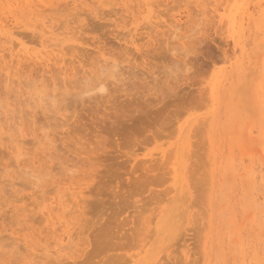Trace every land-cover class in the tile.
Segmentation results:
<instances>
[{
	"label": "rangeland",
	"instance_id": "374dc122",
	"mask_svg": "<svg viewBox=\"0 0 264 264\" xmlns=\"http://www.w3.org/2000/svg\"><path fill=\"white\" fill-rule=\"evenodd\" d=\"M24 1L0 0V264H263L264 0ZM68 175L85 197L59 253L43 217Z\"/></svg>",
	"mask_w": 264,
	"mask_h": 264
},
{
	"label": "bare ground",
	"instance_id": "6f19581e",
	"mask_svg": "<svg viewBox=\"0 0 264 264\" xmlns=\"http://www.w3.org/2000/svg\"><path fill=\"white\" fill-rule=\"evenodd\" d=\"M19 1V0H18ZM26 1V0H25ZM24 1V2H25ZM28 1V0H27ZM30 1H32V0H30ZM189 1V0H188ZM191 1V0H190ZM243 1V0H242ZM23 2V3H24ZM143 2V1H142ZM195 2H197V0L195 1ZM199 2V1H198ZM203 2V1H202ZM20 3V2H19ZM189 3V2H188ZM194 3V2H193ZM200 3V2H199ZM21 4H22V2H21ZM152 4V3H151ZM20 6V4H18L17 3V5L16 6ZM25 5V4H24ZM27 5V4H26ZM203 5V4H202ZM21 7H22V5H21ZM26 7V6H25ZM131 7V6H130ZM197 7V6H196ZM202 7V6H201ZM4 8V7H3ZM8 8V7H7ZM20 8V7H19ZM133 8V7H132ZM246 8V7H245ZM10 9V8H9ZM201 9V8H200ZM203 9V8H202ZM8 10V9H7ZM123 10V9H122ZM245 10H247V8L245 9ZM31 11V10H30ZM134 11V10H133ZM237 11V10H236ZM131 12V11H130ZM205 12V11H204ZM240 12V11H239ZM20 13H22V12H20ZM117 13V12H116ZM150 13V12H149ZM189 13V12H188ZM236 13V12H235ZM12 14V17H13V13H11ZM234 14V13H233ZM17 15V14H16ZM236 16V15H235ZM235 16H229L228 18V20H229V23H230V25L231 26H234V24H235V21H236V19H235ZM17 17V16H16ZM129 17V16H128ZM250 17V16H249ZM126 18V17H125ZM243 18H244V16H243ZM129 21V20H128ZM249 21V20H248ZM260 21V20H259ZM70 22V21H69ZM132 22V21H131ZM117 23V22H116ZM243 23V22H242ZM127 24V23H126ZM244 24V23H243ZM249 24V23H248ZM259 24V23H258ZM257 24V25H258ZM142 25V24H141ZM229 25V24H228ZM237 25V24H236ZM260 25V24H259ZM71 26V25H70ZM118 26V25H117ZM62 27H63V25H62ZM154 27V26H153ZM173 27V26H172ZM176 27V26H175ZM179 27V26H178ZM177 27V28H178ZM236 27V26H235ZM259 27V26H258ZM263 27H264V24H263ZM74 28V27H73ZM2 29V28H1ZM231 29V28H230ZM234 29V28H233ZM260 29V28H259ZM259 29H258V33L260 32L261 33V31H259ZM3 30V29H2ZM257 30V29H256ZM233 31H234V33L236 32L235 31V29L234 30H232V33H233ZM72 32V31H71ZM70 32V33H71ZM262 32H264V30H262ZM50 33V32H49ZM69 33V32H68ZM67 33V34H68ZM173 33V32H172ZM177 33V31L175 30V34ZM257 33V34H258ZM258 34V35H261V34ZM9 34H11V33H9ZM42 35H43V33H41ZM40 34V35H41ZM72 34V33H71ZM134 33H132V35H133ZM231 34V33H230ZM1 35H2V33H1ZM6 35V34H5ZM38 35V34H37ZM40 35H39V37H40ZM10 36V35H9ZM134 36V35H133ZM232 36H233V34H232ZM238 36V35H237ZM237 36H236V38L235 39H237ZM5 37V36H4ZM63 37V36H62ZM75 37V36H74ZM74 37H72V38H74ZM184 37V36H183ZM241 37V36H240ZM261 37H263V40H264V33H263V36H261ZM40 38H42V37H40ZM58 38V37H57ZM66 38V37H65ZM79 38V37H78ZM182 38V37H181ZM234 38V37H233ZM49 39V38H48ZM77 39V38H76ZM76 39H74V40H76ZM253 39V38H252ZM53 41H55V38L54 39H52ZM69 40L71 41V39L69 38ZM74 40H72V41H74ZM134 40V39H133ZM139 40V39H138ZM244 39H242L241 41H243ZM259 40V39H258ZM40 41H41V39H40ZM46 41V40H45ZM44 41V42H45ZM48 41V40H47ZM46 41V42H47ZM65 41H66V39H65ZM44 42H42V43H44ZM45 42V43H46ZM64 42V41H63ZM134 42V41H133ZM55 43V45H58V44H56V42H54ZM135 43V42H134ZM233 43H234V41H233ZM50 44V43H49ZM132 44V43H131ZM244 44H246L245 42H244ZM264 44V43H263ZM44 45H46V44H44ZM48 45V44H47ZM46 45V46H47ZM51 45V44H50ZM54 45V44H53ZM60 45V44H59ZM258 45H260L261 46V44H258ZM257 44H256V46H258ZM68 46H70V45H68ZM246 45H244V47H245ZM45 47V46H44ZM136 47V46H135ZM3 48V47H2ZM14 48V47H13ZM26 48V47H25ZM53 48V47H52ZM60 48V47H59ZM58 47L56 48V50L57 49H59ZM64 48V47H63ZM73 48H75V47H69V49L71 50V49H73ZM77 48V47H76ZM100 48H102V47H100ZM137 48V47H136ZM236 48V47H235ZM234 48V49H235ZM256 48H258V47H256ZM4 49V48H3ZM26 49H28V48H26ZM55 49V48H54ZM66 49V48H65ZM97 49V48H96ZM142 49V48H141ZM2 50V49H1ZM9 50H10V56H12L16 61L15 62H19V61H21V59H22V57L24 58V56H23V54H24V51H23V53H22V57L20 58V52H19V50H18V52H16L15 54L12 52L13 51V49H12V45L11 46H9ZM55 50V51H56ZM61 50V48L59 49V51ZM74 50V49H73ZM100 50V49H99ZM101 50H103V52H104V49L102 48ZM236 50H238V48L236 49ZM247 51V49H244V51ZM48 51V50H47ZM26 52V51H25ZM38 52H40V51H38ZM37 52V53H38ZM50 53L52 52V51H49ZM49 52H47V53H49ZM63 52V51H62ZM62 52H61V54H62ZM70 52V51H69ZM71 52H72V50H71ZM92 52V51H91ZM96 52V55H97V51H95ZM103 52H101L102 54H103ZM238 52V51H237ZM27 53V52H26ZM42 52H40V53H38L37 55H39V54H41ZM50 53H49V57H51L50 56ZM64 54L66 53L67 54V49H66V51L65 52H63ZM72 53H74V52H72ZM94 53V52H93ZM107 53V52H106ZM243 53V52H242ZM246 53V52H245ZM248 53V52H247ZM64 54H62V55H64ZM69 54V53H68ZM90 54V52L88 53V55ZM26 55H29L30 57H31V55L30 54H26ZM41 55H43V54H41ZM40 55V56H41ZM52 55H54L53 53H52ZM70 56L72 55V54H69ZM105 55V54H104ZM107 55V54H106ZM245 55H249V56H247V57H249V59H250V53H248V54H245ZM28 56V57H29ZM36 56V55H35ZM38 56L39 58H40V62H38V59L36 58L35 60H37V61H32L34 58L33 57H31V58H33L31 61L34 63V62H38V64L40 63V66L39 67H43L44 65H47V64H51V62H49V60H50V58L49 59H47V57H48V54H47V57H46V52H45V59H44V62L43 61H41V57H43V56ZM54 56H56V58L57 57H60V56H57L56 54L54 55ZM66 56V55H65ZM97 56H99V55H97ZM238 56V55H237ZM262 58H263V56H264V53H262ZM261 56H260V58H261ZM27 57V56H26ZM74 57V56H73ZM244 57V56H243ZM252 57V56H251ZM53 58L54 57H52V60H53ZM68 59V61L70 60L69 59V57H67ZM71 58V57H70ZM101 58H103V57H101ZM112 58V57H111ZM26 59V58H25ZM55 59V58H54ZM63 59H64V57H63ZM106 57H105V60L104 59H102V60H104V61H106ZM259 59V58H258ZM257 59V60H258ZM22 60H24V59H22ZM56 60V59H55ZM64 60H66V59H64ZM115 60H116V58H115ZM243 59H241V65L243 64V61H242ZM251 60V59H250ZM26 61V60H25ZM29 62H30V60H28ZM51 61V60H50ZM56 61H58L59 62V60H56ZM55 61V62H56ZM61 61V60H60ZM68 61H67V63L65 64V62L64 63H62V64H65L64 66H68L67 64H69L70 62H73V61H69V63H68ZM118 61V60H117ZM120 61V60H119ZM27 62V61H26ZM44 63V65L43 66H41V63ZM53 62H54V60H53ZM54 62V63H55ZM84 62V61H83ZM86 62V61H85ZM88 62V61H87ZM91 62V61H90ZM100 62V61H99ZM122 62V61H121ZM120 62V63H121ZM14 63V62H13ZM31 63V62H30ZM29 63V64H30ZM33 63H31V64H33ZM53 63V64H54ZM74 63V62H73ZM81 63H82V61H81ZM96 63V62H95ZM98 63V62H97ZM59 63H57L56 62V66L58 65ZM62 64L60 65V66H58V67H56L57 69L60 67L61 68V66H62ZM72 64V63H71ZM70 64V65H71ZM78 64V63H77ZM75 65V66H78V65ZM85 63H83V65H84ZM254 64H256V63H254ZM18 65H19V63H18ZM17 64L15 65L16 66V69H17V66H18ZM21 65H24V64H21ZM36 65V64H35ZM88 65V64H87ZM240 65V66H241ZM245 65V64H244ZM260 65V64H259ZM72 66V65H71ZM85 66H86V64L84 65V67L83 66H81V67H83V69L85 68ZM100 66V65H99ZM239 66V67H240ZM246 66V68H247V65H245ZM19 67H20V65H19ZM22 67V66H21ZM25 67H29L28 66V64H26L25 65ZM38 67V66H37ZM36 67V68H37ZM44 67H46V66H44ZM48 67H49V65H48ZM47 67V68H48ZM101 67V68H100ZM99 67V71H101L102 73H104L102 76H100V74H99V76L97 75L96 77L97 78H95V85L94 86H96V87H98V89L100 90V91H102L103 92V90L105 89V87H104V84H103V82H104V78H106V76L107 77H111V78H113V79H116V77H117V75H119L117 72H118V69H116L117 68V64H116V62L115 63H113L112 65H110V66H100ZM237 67H238V65H237ZM236 67V71H238V69H239V67L237 68ZM249 67V66H248ZM35 68V67H34ZM51 69H49L48 68V71L49 70H53L52 69V66L50 67ZM64 67H62L61 69H60V72L59 73H61V71H62V69H63ZM69 68H71V67H69ZM79 68V67H78ZM242 68H244L243 66H242ZM241 68V69H242ZM41 69H43L42 70V72L45 70L44 68H41ZM67 69V68H66ZM72 69L74 70L75 68H73L72 67ZM240 69V70H241ZM56 69H54V71H55ZM65 70V69H64ZM72 70V71H73ZM77 70V69H76ZM80 71L82 70L81 68L79 69ZM243 70V69H242ZM241 70V71H242ZM245 70V69H244ZM255 70H256V68H255ZM38 71V70H37ZM46 71V70H45ZM66 71H69V70H66ZM80 71H76V73H78V72H80ZM84 71H85V69H84ZM98 71V72H99ZM235 71V70H234ZM250 71V70H249ZM257 71V70H256ZM47 72V71H46ZM70 73V72H69ZM82 73L84 74V72L82 71ZM235 73V72H234ZM53 74V73H52ZM65 74V73H64ZM236 74V73H235ZM247 74H248V71H247ZM259 74V73H258ZM55 75V74H54ZM73 75V74H72ZM68 76V77H70V78H72V77H74V76ZM93 75H95L94 73H93ZM249 75V74H248ZM17 76V75H16ZM52 76V75H51ZM84 76V75H83ZM105 76V77H104ZM119 76H121V75H119ZM221 76V75H220ZM219 76V77H220ZM226 76V75H225ZM260 76V75H259ZM90 77V76H89ZM235 77V76H234ZM245 77V76H244ZM261 77H264V76H261ZM20 78V77H19ZM85 78V77H84ZM88 78V77H87ZM91 78V77H90ZM224 79H225V77H223ZM260 78V77H259ZM63 79H66L65 77L63 78ZM238 79V78H237ZM79 80H84V82H85V80L86 79H80L79 78ZM89 80H91V79H89ZM117 80V79H116ZM225 80H227V78L225 79ZM42 81V80H41ZM68 81V80H67ZM70 81V80H69ZM223 81V80H222ZM229 81H230V79H229ZM264 81V80H263ZM217 82V81H216ZM260 82H262V79H261V81ZM44 83V82H43ZM87 83V81L85 82V84ZM230 83V82H229ZM232 83V82H231ZM230 83V84H231ZM258 83H259V80H258ZM221 84V83H220ZM264 84V83H263ZM42 85V84H41ZM256 85V84H255ZM44 86V85H43ZM93 86V87H94ZM260 86V85H259ZM88 88L87 89V91H91L92 89H94V88ZM223 87V86H222ZM261 87V86H260ZM43 88H45V87H43ZM47 88V87H46ZM211 88H212V91H211ZM210 88V91L211 92H213L214 93V90H213V87H211ZM223 89V88H222ZM260 90H262L261 88H259ZM220 90V89H219ZM257 90V89H256ZM45 90H43V92H44ZM86 90H85V92H87ZM105 91V90H104ZM258 91V90H257ZM255 92V96H256V94H259V91L258 92ZM42 92V91H41ZM213 93H211V95L213 94ZM261 93V92H260ZM261 94H264V92L263 93H261ZM214 95V94H213ZM215 96V95H214ZM260 96V95H259ZM258 95L256 96V97H259ZM219 97V96H218ZM218 97L216 98V99H218ZM260 98V97H259ZM212 99H214V98H212ZM263 100H264V98H262ZM256 100H257V98H256ZM260 100V99H259ZM215 101V100H214ZM218 101V100H217ZM216 101V102H217ZM253 102H254V100H253ZM263 102V101H262ZM254 104V103H253ZM264 104V103H263ZM263 104L262 105H259V103H258V105L259 106H263ZM257 105V104H256ZM257 105V106H258ZM254 106V105H253ZM255 107V106H254ZM262 108V107H261ZM6 109V108H5ZM258 109V108H257ZM263 109V108H262ZM255 110H256V108H255ZM260 110H257L256 112H259ZM263 111V110H262ZM262 111H260L261 113H262ZM260 112H259V114H260ZM258 114V113H257ZM263 114V113H262ZM262 117V116H261ZM260 117V118H261ZM261 127H263V126H261ZM263 129H264V127H263ZM253 131V130H252ZM249 132H251V131H249ZM260 132H264V131H260ZM185 134V133H184ZM248 134V133H247ZM250 134H252V133H250ZM242 135V134H241ZM240 135V136H241ZM262 135V134H261ZM263 137V136H262ZM185 139V138H184ZM263 142H264V140H262ZM191 142V141H190ZM253 142V141H252ZM251 142V143H252ZM263 142H260V144H261V146L264 144ZM259 144V145H260ZM190 145H191V143H190ZM188 146V145H187ZM16 148V147H15ZM262 148H263V152H264V146H262ZM80 149V148H79ZM82 149V148H81ZM166 153V152H165ZM165 153L163 154V156L165 155ZM25 154V153H24ZM23 154V155H24ZM186 154V153H185ZM185 154L183 155V156H185ZM21 155H22V153H21ZM260 156V155H259ZM165 157V156H164ZM30 158V157H29ZM257 159V158H256ZM263 160V159H262ZM28 161H30V160H28ZM32 163H34L33 161H32ZM261 164H263V163H261ZM32 166V165H31ZM226 166V165H225ZM262 167V166H261ZM260 167V168H261ZM65 168V167H64ZM263 168V167H262ZM36 169V168H35ZM33 170V169H32ZM259 171H262V170H259ZM258 171V172H259ZM32 172V174H33V176H34V173L33 172H35V171H31ZM49 172V171H48ZM247 172V171H246ZM249 172V171H248ZM247 172V173H248ZM251 172V171H250ZM253 172V171H252ZM255 172V171H254ZM257 173V172H256ZM253 174V173H252ZM88 175H90V174H88ZM31 176V175H30ZM73 176V175H72ZM257 176H260V174L259 175H257ZM68 181H66V182H61L60 180L58 181H55L54 182V180L52 181V182H54L53 183V185H54V187H51L52 188V191H53V194L54 193H56V195H54L51 199V201H49L48 202V205H44L45 207H46V214L44 215V220L46 221V223H47V226H48V233L51 235V237L53 238V242H54V244L55 245H59L60 247H58L57 248V252H59L60 253V251L62 250V252H63V250L65 249H62L61 248V245H63V243H64V238H66L67 240L66 241H68V243L70 244L72 241H74L73 240V238L74 237H72L73 236V233L71 234V222L73 221V223H74V221H75V225L77 224V222L79 221V216H81V214H83V211H82V203L84 202V197H85V195H84V190H83V184H81V180L82 179H78L77 180V178L75 179V178H73V177H71V175H68ZM75 177V176H74ZM85 177V176H84ZM87 177H90V176H87ZM255 177H256V175H255ZM33 178V177H32ZM250 178H252V177H250ZM258 179V178H257ZM262 181H263V185H264V175L262 174L261 175V178H260ZM77 180V181H76ZM256 180V179H255ZM250 181V180H249ZM252 181H254V177H253V180ZM80 182V183H79ZM248 182V181H247ZM257 182V181H256ZM36 182H31V185H33V186H35L34 184H35ZM258 183H259V185H261V183L262 182H259L258 181ZM258 183H256V186L258 185ZM52 184V183H51ZM85 184V183H84ZM251 184H252V182H251ZM255 185V184H254ZM241 186V185H240ZM263 187L264 186H262V189L261 190H263ZM86 188V187H85ZM241 188H242V186H241ZM256 188V187H255ZM258 188H261V186H259ZM251 189V188H250ZM252 189H254V187L252 188ZM226 190V189H225ZM259 190V189H258ZM257 190V191H258ZM52 191H49V192H51L52 193ZM66 191V192H65ZM189 191V190H188ZM243 191V190H242ZM260 191V190H259ZM48 192V193H49ZM245 192V191H244ZM42 193V192H41ZM243 193V192H242ZM251 193V192H250ZM253 193V192H252ZM254 193H255V190H254ZM254 193H253V195H254ZM188 194V193H187ZM245 194V193H244ZM260 194V193H259ZM243 195V194H242ZM248 195H250V194H248ZM257 194H255L254 195V198H256L255 196H256ZM246 196V195H245ZM251 196H252V194H251ZM65 197H68L69 198V200H68V198L66 199ZM243 198H244V196H242ZM264 197V196H263ZM246 198V200H247V198L248 197H245ZM257 198H259V197H257ZM252 199H253V197H252ZM244 200V199H243ZM258 200V199H257ZM256 199H253V201L252 200H250L249 202H250V204H252V208H254V210H257L258 211V209L257 208H259L261 205H263L264 206V199H262V201H260V202H262L261 203V205H259V204H257L256 203V201H257ZM46 201V200H45ZM247 202V201H246ZM248 202V203H249ZM252 202V203H251ZM259 202V203H260ZM245 203V202H244ZM248 205V204H247ZM258 205H259V207H258ZM246 206V205H245ZM44 207V208H45ZM246 208V207H245ZM251 208V209H252ZM264 208V207H263ZM263 208H261L260 207V209L259 210H263ZM20 209V208H19ZM247 209H250V208H247ZM24 211V210H23ZM17 212V211H16ZM45 212V211H44ZM254 213V212H253ZM252 213V214H253ZM258 213H259V211H258ZM251 214V216L253 217V215ZM71 215V217L72 218H70V219H72V221L71 220H69V219H67L66 218V216H70ZM232 215H234L235 216V214H232ZM257 215V214H256ZM262 216V215H261ZM226 217H228V216H226ZM232 219H233V216L231 217ZM261 218V217H260ZM74 219V220H73ZM235 219V218H234ZM236 220V219H235ZM261 220H262V225H264V214H263V219L261 218ZM231 221V220H230ZM233 222H231V223H235L236 224V222H234V220H232ZM230 223V224H231ZM260 224V225H261ZM57 225V226H56ZM79 225V224H78ZM57 227V228H56ZM235 227H236V225H235ZM258 227H259V225H258ZM240 228V227H239ZM250 228V227H249ZM59 229V230H58ZM233 229V228H232ZM230 230L231 232H229L230 234V236L229 237H232V231L233 230ZM241 229V228H240ZM244 229H246V228H244ZM242 230V229H241ZM74 231V230H73ZM243 231V230H242ZM251 231H252V229H251ZM13 232V231H12ZM47 232V231H46ZM41 231H38V235H41ZM236 233H244V232H238V228L236 229ZM32 234H33V232L32 233H30L29 235H31L32 236ZM74 234H77V232L76 233H74ZM238 234H235L234 233V235L233 236H235V235H238ZM25 235V234H24ZM37 235V237H39ZM239 235H241V234H239ZM238 235V236H239ZM22 237H23V234L21 235ZM26 236V235H25ZM238 236H237V238H238ZM28 237V236H27ZM30 237V236H29ZM34 237H35V235H34ZM24 238H26V237H23V239ZM233 238V237H232ZM31 240H32V238H30ZM40 239V241H41V238H39ZM39 239H37V240H39ZM238 239H240V240H238ZM237 239V245H239L240 246V241L242 242V239L241 238H238ZM26 240H28V241H30L29 240V238H27V239H25V241ZM33 240H35V238L33 239ZM230 240V239H229ZM233 240V239H232ZM24 241V240H23ZM239 241V242H238ZM35 242H38V241H35ZM232 242V241H231ZM24 243V242H23ZM26 243V242H25ZM30 243H32V245H33V241L32 242H30ZM65 243H67V242H65ZM74 243V242H73ZM236 243V242H235ZM34 244H36V243H34ZM38 244V243H37ZM68 244V245H69ZM75 244H77V242L75 243ZM243 244H244V242H243ZM31 246V244H28V246ZM36 246V245H35ZM229 246H230V244H229ZM241 246H242V243H241ZM240 246V247H241ZM33 247V246H32ZM65 247V246H64ZM75 247V245L72 247V248H74ZM78 246L76 245V247L75 248H77ZM61 248V249H60ZM68 248V247H67ZM242 248H243V246H242ZM242 248H241V250H242ZM69 251H72L71 253H69V255L70 256H73V255H75V253L76 254H78V250L76 251V249H75V252H74V250H69ZM73 252H74V254H73ZM241 253L243 252V251H240ZM234 253V252H233ZM243 253H245V252H243ZM61 254H63V253H61ZM73 254V255H72ZM65 256V255H64ZM70 256H68V258H71ZM79 256V255H78ZM77 256V257H78ZM80 256H81V254H80ZM202 256H203V253H202ZM240 256H243V255H241L240 254ZM247 255H245V257H246ZM67 257V256H66ZM76 257V256H75ZM73 258V257H72ZM79 258V257H78ZM242 258V257H241ZM249 259V258H248ZM247 258H246V261L248 260ZM253 259V258H252ZM243 260V259H242ZM244 260H245V258H244ZM203 261H204V259H203ZM241 261V260H240ZM250 261V260H249ZM263 261V260H262ZM244 262V261H243ZM251 262H252V260H251ZM259 262V261H258ZM217 263V262H216ZM257 263V262H256ZM263 263V262H262ZM215 264V263H214ZM241 264H243L242 263V261H241ZM250 264V263H249ZM264 264V263H263Z\"/></svg>",
	"mask_w": 264,
	"mask_h": 264
}]
</instances>
